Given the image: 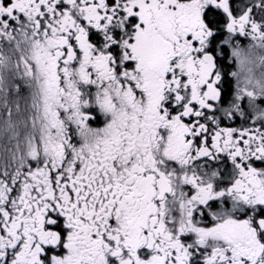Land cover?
Masks as SVG:
<instances>
[{
  "label": "snow or ice",
  "instance_id": "1",
  "mask_svg": "<svg viewBox=\"0 0 264 264\" xmlns=\"http://www.w3.org/2000/svg\"><path fill=\"white\" fill-rule=\"evenodd\" d=\"M0 264H264V0H0Z\"/></svg>",
  "mask_w": 264,
  "mask_h": 264
}]
</instances>
